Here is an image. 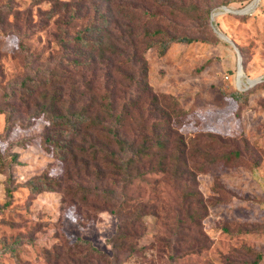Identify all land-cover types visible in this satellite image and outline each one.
Listing matches in <instances>:
<instances>
[{
	"label": "rangeland",
	"instance_id": "1",
	"mask_svg": "<svg viewBox=\"0 0 264 264\" xmlns=\"http://www.w3.org/2000/svg\"><path fill=\"white\" fill-rule=\"evenodd\" d=\"M248 1L0 0V264H264V0L247 13L222 8ZM98 11L109 43L78 47ZM214 26L238 48V76L237 51ZM157 27L192 40L160 54L147 46L160 34H144ZM234 87H249L246 100ZM40 92L59 95L57 109L93 113L108 92L114 113L134 103L121 126L100 111L104 126L76 137L86 150L60 159L41 144L47 119L32 115L48 102ZM114 129L133 145L122 150ZM21 137L26 147L9 145ZM92 143L103 148L95 156ZM143 143L129 169L114 164L126 167ZM42 172L58 184L29 190L23 181Z\"/></svg>",
	"mask_w": 264,
	"mask_h": 264
},
{
	"label": "trees",
	"instance_id": "2",
	"mask_svg": "<svg viewBox=\"0 0 264 264\" xmlns=\"http://www.w3.org/2000/svg\"><path fill=\"white\" fill-rule=\"evenodd\" d=\"M225 3H228V1H225ZM98 14L101 15H99L100 19L96 21L97 23H94L95 20L92 21L90 24H88L85 27L83 31H78L73 37V39L75 40L74 42L78 44V47L83 46V47L103 49L106 43H109L106 39H103V37H101V32H103V30H106L105 26L107 24V19L102 13L99 12ZM144 34L147 36L151 34L152 35L160 34L158 38L150 39L147 42V46L157 44L160 54H163L173 42L192 40L191 36L170 35L165 29L158 27L153 30L145 29ZM114 49L115 47L113 46L109 50H114ZM70 62H73L72 65L74 66H79L80 61L71 60ZM40 76L41 77L38 78V82L43 83L46 80H49L51 76H53V73H49L48 75L40 74ZM145 77H146V68L144 65H141L139 74L137 76V81L139 82L141 87L145 86L146 84ZM248 89L249 87H245L241 89L234 87L228 92V94L237 102H242L247 98ZM41 95L45 99H48V102L42 107V109H40V111L35 112L32 115L43 116L45 119H47L49 131L47 134L43 135L41 144H43L46 150L51 151L55 156H57L60 159H68L69 157L75 160L78 156L77 148L80 151L86 150L83 146L75 143L76 137L82 132L84 126L85 127H91L94 125L104 126L103 123L104 116L100 115V111H102L105 115L107 113L111 118L114 116L117 122V126H121L124 124L126 115L130 113L131 104L134 103V100L130 101L131 102L130 105H128V103H122L119 111L114 113L112 111L111 108L112 106L110 104L111 95L110 92H108L105 94L106 102L105 101L102 102L100 104V107L94 110V112L92 113L87 108V105H80V106L78 105L76 107H73L71 104H68L63 109H57L54 103H56L55 101L58 100L59 95L55 93H51L50 95L47 96L46 92H40V96ZM68 100H69L68 102L70 103L72 98H69ZM167 118L168 115L163 119H167ZM111 134L113 135V139L115 140V142L122 150H125L124 144L126 143H130L131 145H133L132 141H127L123 136L119 135L118 129L112 130ZM5 138H6L5 134L0 136V140H4ZM28 140L29 139L27 137L12 139L10 140L9 145L11 144L14 146L26 147ZM156 142L157 145L160 146V148L165 147L164 139L159 138L156 140ZM91 147H92V151H89L91 156H95L98 150L101 151L103 149L97 146L96 143H92ZM143 148H144V143L141 144L139 147H136V149L132 151L133 154L128 157V162L125 163L126 167H124V165H121L119 163H114V164L116 166H120V168L122 167V169H129V165L132 164L135 160H137V158L140 157V154L145 153V150ZM106 156H107L106 154H103L101 155V158H105ZM23 183L29 188V190L39 191L41 189H51L53 184H58V179L57 176L49 175L46 172H42L40 174L29 177L28 179L23 181ZM78 190L84 192L88 190V188L86 186H77L76 188L71 189V191H73L74 193L77 192ZM125 226L126 224L124 225V223L121 226H119L117 233H115L111 237L112 245L113 247H115V251L116 249H121V247L124 244L123 237L126 234ZM78 243L87 244L89 243V241L78 237L76 238L73 244H78ZM88 252L91 255L102 254L101 250H99L93 245L89 246Z\"/></svg>",
	"mask_w": 264,
	"mask_h": 264
},
{
	"label": "water",
	"instance_id": "3",
	"mask_svg": "<svg viewBox=\"0 0 264 264\" xmlns=\"http://www.w3.org/2000/svg\"><path fill=\"white\" fill-rule=\"evenodd\" d=\"M258 1L259 0H251L250 2H248L246 5H244L243 7H240V8H235V9H231V8H229V7H227L226 5H223L222 6V8L223 9H225V10H230V11H232V12H237V13H246V12H249V11H251L252 9H254L255 8V6L257 5V3H258ZM215 13H217V11H212L211 13H210V19L212 20L213 19V16H214V14ZM214 29H215V31L222 37V38H224L225 40H227L228 42H230L233 46H234V48L236 49V51H237V54H238V56H237V76H238V74H240V73H243V67H242V61H241V56H240V53H239V51H238V48H237V46L235 45V43L225 34V33H223L222 31H220L219 29H217L215 26H214ZM258 80V78H254V79H252V82L250 83V84H248V85H252L253 83H255L256 81ZM248 85H246V86H248Z\"/></svg>",
	"mask_w": 264,
	"mask_h": 264
}]
</instances>
